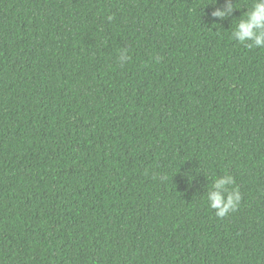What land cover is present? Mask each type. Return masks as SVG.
Here are the masks:
<instances>
[{
    "label": "trees",
    "instance_id": "obj_1",
    "mask_svg": "<svg viewBox=\"0 0 264 264\" xmlns=\"http://www.w3.org/2000/svg\"><path fill=\"white\" fill-rule=\"evenodd\" d=\"M250 4L0 0V264H264V48L231 39Z\"/></svg>",
    "mask_w": 264,
    "mask_h": 264
},
{
    "label": "clouds",
    "instance_id": "obj_2",
    "mask_svg": "<svg viewBox=\"0 0 264 264\" xmlns=\"http://www.w3.org/2000/svg\"><path fill=\"white\" fill-rule=\"evenodd\" d=\"M227 14L237 11L235 5H225ZM224 11H215L213 17L224 18ZM109 20L112 17H108ZM231 39L245 47L264 48V0H251L250 7L238 19V22L231 33ZM118 60L123 65L128 56L126 51L119 53ZM241 196L238 188L235 187V180L231 175L224 174L214 178L211 189L207 192L208 206L215 210L217 217L223 218L229 212H234L239 205Z\"/></svg>",
    "mask_w": 264,
    "mask_h": 264
}]
</instances>
